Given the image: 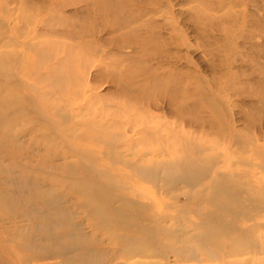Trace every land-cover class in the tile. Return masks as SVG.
Segmentation results:
<instances>
[{"label":"rangeland","instance_id":"obj_1","mask_svg":"<svg viewBox=\"0 0 264 264\" xmlns=\"http://www.w3.org/2000/svg\"><path fill=\"white\" fill-rule=\"evenodd\" d=\"M0 147V264H264V0H0Z\"/></svg>","mask_w":264,"mask_h":264},{"label":"bare ground","instance_id":"obj_2","mask_svg":"<svg viewBox=\"0 0 264 264\" xmlns=\"http://www.w3.org/2000/svg\"><path fill=\"white\" fill-rule=\"evenodd\" d=\"M1 126H3L2 123H1ZM6 128H7V127H6ZM10 139H12V138H10ZM7 140H8V139H7ZM8 141H9V140H8ZM1 143H2V142H1ZM2 144H3V143H2ZM0 148H1V147H0ZM25 182H26V181H25ZM23 183H24V181H22V183H20L22 187H24V186L26 185L25 183H24V184H23ZM29 184H30V183H29ZM18 186H19V184H18ZM24 188H25V187H24ZM19 190H20V189H19ZM16 191H17V190H16ZM24 193H25V192H24ZM29 197H30V198H31V197H37L38 199H41V200H42V199H45V196H44V195L42 196V195H36V194H34V195H32V196L29 195ZM15 200H16V199H15ZM6 201H7V199L5 200V203H4V201H2V202L0 203V205L2 206V205H4V204H6V203H7ZM27 202H28V201H27ZM8 203H9V202H8ZM8 203H7V204H8ZM7 204H6V206H7ZM6 206L4 205V207H6ZM9 206H10V205H9ZM2 207H3V206H2ZM2 207H0V208H2ZM7 207H8V206H7ZM5 209H6V208H5ZM7 209H8V208H7ZM8 211H9V210H8ZM213 233H214V230L212 229V233H208V234H213ZM200 242H201V241H200ZM60 250H64V249H60Z\"/></svg>","mask_w":264,"mask_h":264}]
</instances>
